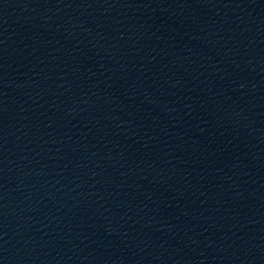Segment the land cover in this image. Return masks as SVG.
Listing matches in <instances>:
<instances>
[{
	"label": "water",
	"instance_id": "95a60500",
	"mask_svg": "<svg viewBox=\"0 0 264 264\" xmlns=\"http://www.w3.org/2000/svg\"><path fill=\"white\" fill-rule=\"evenodd\" d=\"M0 264H264V0H0Z\"/></svg>",
	"mask_w": 264,
	"mask_h": 264
}]
</instances>
